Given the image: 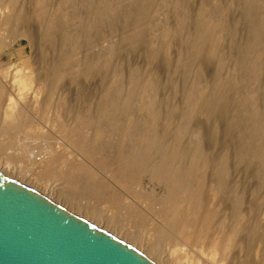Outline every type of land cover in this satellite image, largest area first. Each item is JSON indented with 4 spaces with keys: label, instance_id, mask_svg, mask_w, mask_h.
Instances as JSON below:
<instances>
[{
    "label": "rangeland",
    "instance_id": "374dc122",
    "mask_svg": "<svg viewBox=\"0 0 264 264\" xmlns=\"http://www.w3.org/2000/svg\"><path fill=\"white\" fill-rule=\"evenodd\" d=\"M18 71L45 83L21 112ZM151 129L200 156L201 215L131 166ZM0 170L160 264H264V0H0Z\"/></svg>",
    "mask_w": 264,
    "mask_h": 264
},
{
    "label": "water",
    "instance_id": "95a60500",
    "mask_svg": "<svg viewBox=\"0 0 264 264\" xmlns=\"http://www.w3.org/2000/svg\"><path fill=\"white\" fill-rule=\"evenodd\" d=\"M0 264H158L131 243L0 170Z\"/></svg>",
    "mask_w": 264,
    "mask_h": 264
},
{
    "label": "bare ground",
    "instance_id": "6f19581e",
    "mask_svg": "<svg viewBox=\"0 0 264 264\" xmlns=\"http://www.w3.org/2000/svg\"><path fill=\"white\" fill-rule=\"evenodd\" d=\"M24 36H26V34H24ZM22 71V70H21ZM20 72V71H18ZM17 73V72H16ZM22 73V72H20ZM18 73V75H15L14 78H15V81L14 80H11L10 83L11 85L14 87L15 89V92L17 90V94L15 93V95H13V97L10 98V102L8 103V107H9V110H12V109H18L19 112H21L24 108H26L28 105H37V104H41L42 103V99H41V93L42 91L44 90L45 88V83L43 80H40L39 78L36 77V74L32 73L31 71H28L25 73H22L20 74ZM13 78V79H14ZM35 80L37 81L36 83V91L34 92H31L29 91L30 89H32V86H33V83L35 84ZM11 86V87H12ZM13 89V88H12ZM33 91V90H32ZM12 93V92H11ZM114 102L112 100H110V103L107 102V105H112L113 106ZM18 112V113H19ZM122 121L124 122V119L122 117ZM85 122V121H84ZM106 129V128H105ZM123 128H121L122 130ZM108 132L110 133H116L117 132V129L114 128L113 126H111V124H109V127H107L106 129ZM104 130V131H106ZM135 133V132H134ZM138 133V132H137ZM140 133V132H139ZM132 134V133H131ZM126 135V134H125ZM166 138H169L170 136L167 135V134H161L159 133L158 131L156 130H152L150 132H146V134H144L142 137H141V140L139 142H136V146L133 148L134 152L132 154V158H131V166L133 168H138V170H140L139 172H143V173H148L152 178H155V180L157 179V181H162V180H167L169 181V183H174V184H177V185H180V187H182L181 191L183 192L181 194V196L184 194V197L189 200L190 204L193 206V210H191L194 215L198 216V215H201L203 212H204V207L202 206L205 205L203 202L206 200H204L203 198V191H201V188H206L205 186L207 185L206 184V177H205V171L206 169H204V166H202V164L199 162V158L200 156L195 153V151L191 148H184L182 147L179 150H173L169 153H167V157L164 156V151H168V146L163 142L164 141V137ZM162 137H163V141H162ZM41 140V139H40ZM42 141V140H41ZM39 143V142H38ZM166 145V146H165ZM174 147V146H173ZM167 149V150H166ZM166 154V152H165ZM195 155L199 156L198 159H195V162L194 160H192V163L195 164L194 166L197 168L201 167V169L203 170L202 173L200 174H197V173H193V169L194 168H191L192 171H190V168H187V166L190 164V159H192ZM193 156V157H192ZM194 159V158H193ZM197 160V161H196ZM190 161V162H189ZM6 165H9V167H11V163L9 162H5ZM113 164V163H112ZM115 164V163H114ZM193 164H191L193 166ZM15 166V165H14ZM190 166V165H189ZM188 166V167H189ZM115 167V165H114ZM191 167V166H190ZM187 168V169H186ZM15 169H17V167L15 166ZM15 169H13L14 173H15ZM122 169V168H121ZM188 170L187 172H184L185 170ZM200 169V170H201ZM201 170V171H202ZM2 171V170H1ZM195 171V170H194ZM198 171V170H197ZM196 171V172H197ZM184 172V173H182ZM199 172V171H198ZM143 173H140V174H143ZM182 174V175H181ZM185 174V175H184ZM125 175V174H124ZM184 175V176H183ZM15 179H17V177H14ZM203 178H205V180H203ZM205 184H204V182ZM23 183L25 184H28L30 186H32L31 184H29L28 181H25L23 180L22 181ZM193 183L195 184L196 188H195V191L193 192L192 189V186H193ZM209 186V185H207ZM213 186V185H211ZM34 187V186H32ZM36 188L37 190H39L40 192L44 193L43 191H41L40 189H38L37 187H34ZM214 188V187H213ZM216 188V187H215ZM174 190L176 188H173ZM178 189H179V186H178ZM217 191L218 193H220L221 191V187L219 188V185L217 186ZM171 190V189H170ZM177 190V189H176ZM208 190V188H207ZM50 193V192H49ZM179 193V192H178ZM177 193V194H178ZM45 195H47L49 197L48 194L44 193ZM51 198V197H50ZM183 198V196H182ZM54 200V199H53ZM181 200V198H180ZM186 200V201H187ZM58 202V201H56ZM206 202V201H205ZM59 203V202H58ZM63 205V204H62ZM169 205V204H168ZM190 205V206H191ZM196 207V209H195ZM203 207V208H202ZM206 207V206H205ZM191 208V209H192ZM191 212V214H193ZM85 217V216H84ZM195 217V216H194ZM203 217V216H202ZM206 217V216H205ZM87 218V217H85ZM190 218V217H189ZM197 218V217H196ZM200 218V217H199ZM88 220L92 221L93 223L97 224L98 226L108 230V228H106L105 226H103L101 223H96L94 222L92 219H89L87 218ZM193 219V218H192ZM207 219V217H206ZM202 220V218L200 219ZM208 220V219H207ZM188 221V220H187ZM192 222V221H191ZM191 222L189 223V226L191 225ZM206 223H208L206 220H205ZM204 222V223H205ZM201 223V222H200ZM205 223V224H206ZM203 224V223H202ZM204 224V225H205ZM209 224V223H208ZM186 225V224H185ZM188 225V223H187ZM186 225V226H187ZM185 226V232H190L192 233L193 235H196L198 232V230H196V234H194L195 232H193L192 230L196 229L195 227H198L197 225H195V227H193L192 229L190 228H187ZM193 226V223L192 225ZM208 226V225H207ZM201 227V226H200ZM187 229L189 231H187ZM184 230V229H182ZM200 230V229H199ZM195 231V230H194ZM112 232V231H111ZM183 232V231H182ZM114 233V232H112ZM123 233V232H121ZM121 233H114L116 236L122 238L123 240H126L127 242L131 243L132 245H134L135 247H137L138 249H140L142 252H144L146 255H148L150 258H152L151 256V252H147L142 246H138L136 245V243L134 244V242H131L129 240V238L125 237L123 234ZM184 234V233H183ZM186 234V233H185ZM189 234V233H187ZM191 234V236H192ZM129 236V235H127ZM133 236V235H131ZM135 239H139L138 237L136 236H133ZM190 237V236H189ZM183 241V240H182ZM136 242V241H135ZM181 246V245H180ZM180 246H178L177 250H173L171 252V257L169 259V263L170 264H181L180 261L178 260L179 257H178V252L180 249ZM212 247H213V250H216L218 249L219 247V244H218V241H214L212 242ZM156 249V250H155ZM185 248H183L184 250ZM182 250V249H181ZM180 250V251H181ZM182 250V252H183ZM152 251V249H151ZM153 251L154 252H157V247H153ZM186 251V250H185ZM184 251V252H185ZM218 251V250H217ZM175 255H173V254ZM217 253V252H216ZM175 257H173V256ZM190 255V254H188ZM163 257V255H161ZM187 256V252H185L184 254V259L186 258ZM192 257V256H191ZM176 258H178L177 260L179 262H177ZM182 258V260H183ZM153 259V258H152ZM154 260V259H153ZM181 260V262H183ZM187 260V259H186ZM184 260V261H186ZM156 261V260H155ZM157 262V261H156ZM158 264H160L159 262H157Z\"/></svg>",
    "mask_w": 264,
    "mask_h": 264
}]
</instances>
